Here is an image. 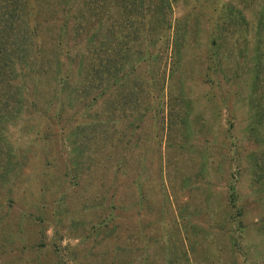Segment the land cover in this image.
Wrapping results in <instances>:
<instances>
[{
	"label": "rangeland",
	"instance_id": "rangeland-1",
	"mask_svg": "<svg viewBox=\"0 0 264 264\" xmlns=\"http://www.w3.org/2000/svg\"><path fill=\"white\" fill-rule=\"evenodd\" d=\"M130 1L23 0L0 264H264V0Z\"/></svg>",
	"mask_w": 264,
	"mask_h": 264
},
{
	"label": "trees",
	"instance_id": "trees-1",
	"mask_svg": "<svg viewBox=\"0 0 264 264\" xmlns=\"http://www.w3.org/2000/svg\"><path fill=\"white\" fill-rule=\"evenodd\" d=\"M134 1L130 0H118V3L120 4L121 8L124 9L123 17L129 18L128 16L124 15L125 13L134 16L138 14L137 9L134 8H124L123 6L128 3H133ZM134 7V6H132ZM63 11L61 12L62 15L60 19L62 20L61 28L58 32L62 31L65 27L66 20L64 18L65 14L64 12L67 11V7L63 6ZM138 8V7H136ZM32 9V7H31ZM66 9V10H65ZM28 10L26 9L25 4H23V0H0V65H2V68H10L11 65H13L12 56L15 55L19 58L27 57L28 52H25L24 48V41H28L30 39L25 38L24 35L29 36L30 33H33V35H36V30H33V28H29L27 26L26 16H27ZM63 16V17H62ZM121 15H117L116 17H119ZM138 16V15H136ZM122 24H112L110 25V28L112 31L119 32L121 30ZM31 30V32H30ZM134 32V31H133ZM59 34V33H58ZM125 36H127L126 30H124ZM16 54H15V53ZM24 60V59H23ZM21 60V61H23ZM27 60V58H26ZM28 68V65H25ZM3 69L0 71V75L5 76V70ZM232 198H234V195L231 194V201Z\"/></svg>",
	"mask_w": 264,
	"mask_h": 264
}]
</instances>
